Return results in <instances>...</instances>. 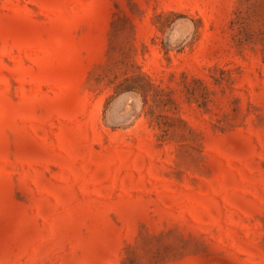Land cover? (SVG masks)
Listing matches in <instances>:
<instances>
[{"label": "rangeland", "instance_id": "obj_1", "mask_svg": "<svg viewBox=\"0 0 264 264\" xmlns=\"http://www.w3.org/2000/svg\"><path fill=\"white\" fill-rule=\"evenodd\" d=\"M0 264H264V0H0Z\"/></svg>", "mask_w": 264, "mask_h": 264}]
</instances>
